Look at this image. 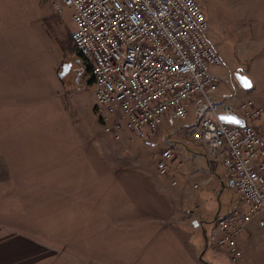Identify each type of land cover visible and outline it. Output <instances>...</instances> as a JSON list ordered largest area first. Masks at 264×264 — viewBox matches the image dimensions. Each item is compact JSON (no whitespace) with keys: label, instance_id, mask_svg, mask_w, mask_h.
I'll return each mask as SVG.
<instances>
[{"label":"rangeland","instance_id":"obj_1","mask_svg":"<svg viewBox=\"0 0 264 264\" xmlns=\"http://www.w3.org/2000/svg\"><path fill=\"white\" fill-rule=\"evenodd\" d=\"M54 1L0 0V125L11 119L33 127L28 149L18 148L15 169L33 174L25 180L31 196H21L22 207L4 213L0 225L4 234H27L56 252L32 263L44 255L35 248L34 257L13 264H264L262 223L256 242L241 247L235 263L226 247L215 245L216 219L234 208L238 195L217 180L226 176L223 165L211 169L207 147L185 131L193 103L184 119L167 112L146 139L131 131L115 138L114 115L105 119L95 110L91 75L57 76L59 66L78 55L69 35L72 8L57 0L58 12ZM195 1L221 58L209 67L219 78L214 99L235 103L234 90L252 98L262 108L253 122L261 126L264 145V0ZM238 69L251 81L249 89L232 76ZM166 148L175 159L160 173L156 158ZM62 171L82 175L75 181L80 189L72 191V183L70 193L58 189L59 177L52 179ZM27 215L31 224L22 222Z\"/></svg>","mask_w":264,"mask_h":264},{"label":"built area","instance_id":"obj_2","mask_svg":"<svg viewBox=\"0 0 264 264\" xmlns=\"http://www.w3.org/2000/svg\"><path fill=\"white\" fill-rule=\"evenodd\" d=\"M59 1L72 8L71 39L92 62L95 110L105 119L114 115L115 138L131 131L146 139L157 132L167 112L184 119L193 103L187 135L207 147L211 161L223 165L226 176L219 180L245 206L216 219L215 245L226 247L235 263L242 255L237 237L247 223L259 215L264 225V145L253 124L262 108L236 90L237 104L215 101L219 78L209 67L221 64V58L206 37L201 7L195 0ZM220 115L240 123L223 122ZM174 159L164 149L156 158L159 172L166 173Z\"/></svg>","mask_w":264,"mask_h":264},{"label":"crops","instance_id":"obj_3","mask_svg":"<svg viewBox=\"0 0 264 264\" xmlns=\"http://www.w3.org/2000/svg\"><path fill=\"white\" fill-rule=\"evenodd\" d=\"M263 27H264V21H263ZM240 94V93H239ZM252 99V98H251ZM253 100V99H252ZM233 101L235 103H229V104H237V99L236 97H233ZM255 103V101L253 100ZM257 106V104L255 103ZM13 106V105H11ZM5 110V116H8V109H5L6 107H2ZM3 114L1 115V117ZM9 117V116H8ZM2 120V118H0ZM8 125H0V219L3 218L4 213H15L18 212L21 204L19 203L20 197H28L31 196L28 192L29 189L28 183H25V180H30L32 178V175H28L29 172H22V174H19L15 169H16V164L18 156V148L19 147H24L23 149H28L29 146V140L32 142L31 136H29V132H33V127L30 125L26 124H19L15 125L13 121L10 119V123H7ZM254 124V122H253ZM255 125V124H254ZM260 132L263 140V134H262V129L261 126L258 124L255 125ZM5 133V134H4ZM22 134V135H21ZM27 137V138H25ZM24 138V139H22ZM10 149L8 153L5 154V150ZM9 156V157H8ZM32 162V159H28V162H24L26 164ZM50 162L48 161V164ZM207 163L208 166L211 169H214L215 167V162L211 161V159L207 156ZM224 172L226 173L225 169ZM82 174V172H80ZM30 174V173H29ZM80 176V174H77L76 172L72 173L69 171H62L59 172L55 179H52L51 173L45 177L46 179L49 178V184L48 187L50 188L52 184H50V180L52 179L53 181L58 178L59 184H58V189H63L64 193H70L67 192L66 187L71 186L73 184V189L72 191H75L77 189H80L81 183L78 185L75 183V181H80L83 180ZM218 181L221 182L219 180ZM20 181V182H19ZM71 181V182H68ZM74 181V182H73ZM56 183V182H55ZM222 183V182H221ZM44 190V186L42 187ZM47 189V191L49 190ZM80 191L78 192L77 195H74L75 197H80L79 196ZM238 195V194H237ZM33 203V201H32ZM23 205V204H22ZM30 202L27 203V210H29ZM235 207H241V209H245V206L239 202V199L237 197V204L234 206ZM233 209V208H232ZM231 211V210H230ZM228 211V212H230ZM227 212V213H228ZM226 213V214H227ZM11 215V214H10ZM14 214L11 215V218L13 217ZM8 216V215H7ZM32 218H29L27 215L25 221L27 224L31 222ZM261 223L260 221V216L256 215L254 216L245 226L244 230L240 233V235L237 237L238 245L240 247V250L242 251L241 247L244 248H251L253 243L256 242L257 240V235L255 232L256 227ZM31 224V223H30ZM3 225H0V234L3 233ZM14 231L11 232H6L4 235H0V264H13L14 262H17L19 257H27L28 255H31L34 257V251L35 248H37L39 251L36 253L44 254L40 258L38 257L37 260H32V263H35V261H40L42 259H45L46 257L52 255L53 253H56L54 250L49 249L46 244L44 243L45 241H38L33 239L27 234H22V233H13ZM219 236V232L217 234ZM262 239V238H261ZM39 244L42 246L40 247ZM34 261V262H33ZM26 264H31V263H26Z\"/></svg>","mask_w":264,"mask_h":264},{"label":"water","instance_id":"obj_4","mask_svg":"<svg viewBox=\"0 0 264 264\" xmlns=\"http://www.w3.org/2000/svg\"><path fill=\"white\" fill-rule=\"evenodd\" d=\"M71 63L70 62H64L62 63L58 70H57V76L62 79L63 77H65L69 71ZM232 76L234 77V79L237 81V83L239 84V86L243 89H249L250 87H247L246 84H250L251 85V81L245 76V74L240 71L239 69L236 70L235 72L231 73ZM220 119L223 122H227V123H235V124H239L240 120L237 119L234 116H230V115H220Z\"/></svg>","mask_w":264,"mask_h":264},{"label":"flooded vegetation","instance_id":"obj_5","mask_svg":"<svg viewBox=\"0 0 264 264\" xmlns=\"http://www.w3.org/2000/svg\"><path fill=\"white\" fill-rule=\"evenodd\" d=\"M72 60L73 61H67L71 63L67 75L71 74L74 80H76L81 74L86 72L87 67L79 56H76V58Z\"/></svg>","mask_w":264,"mask_h":264},{"label":"trees","instance_id":"obj_6","mask_svg":"<svg viewBox=\"0 0 264 264\" xmlns=\"http://www.w3.org/2000/svg\"><path fill=\"white\" fill-rule=\"evenodd\" d=\"M69 35H70V39H71V32L69 33ZM71 42H72L73 46L75 47V48H73V52H74V54H75V52H76V54L82 59V61L84 62V64H85L86 67H87L86 72H88V73L91 75V68H92V62H91V60H89V59H84V57H83V56L79 53V51L77 50V48H76V46L74 45L72 39H71ZM65 49H70V48H69V46L65 45V46H64V50H65ZM90 81H91V82L93 81V77H92V75H91Z\"/></svg>","mask_w":264,"mask_h":264},{"label":"snow or ice","instance_id":"obj_7","mask_svg":"<svg viewBox=\"0 0 264 264\" xmlns=\"http://www.w3.org/2000/svg\"><path fill=\"white\" fill-rule=\"evenodd\" d=\"M247 87H250L251 85L250 84H246Z\"/></svg>","mask_w":264,"mask_h":264}]
</instances>
